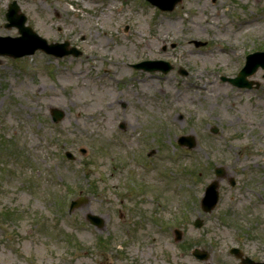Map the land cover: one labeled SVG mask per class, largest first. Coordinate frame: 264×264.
<instances>
[{
    "label": "rangeland",
    "instance_id": "obj_1",
    "mask_svg": "<svg viewBox=\"0 0 264 264\" xmlns=\"http://www.w3.org/2000/svg\"><path fill=\"white\" fill-rule=\"evenodd\" d=\"M13 1L37 34L83 54L0 55V264H240L232 247L264 261V69L251 89L221 80L264 51V0H182L170 12L146 0H0L3 37L20 35L5 26ZM147 60L175 69L133 67ZM216 167L220 200L205 213Z\"/></svg>",
    "mask_w": 264,
    "mask_h": 264
},
{
    "label": "water",
    "instance_id": "obj_2",
    "mask_svg": "<svg viewBox=\"0 0 264 264\" xmlns=\"http://www.w3.org/2000/svg\"><path fill=\"white\" fill-rule=\"evenodd\" d=\"M154 6H157L162 11H172L175 6L181 0H148ZM8 20L10 23L7 27L16 26L19 28L20 33L22 34L20 37L12 38V37H0V55H8L14 58L22 57L25 55H31L35 53L37 49H42L47 53L54 54L56 56H65L69 54H74L75 56L80 55L81 52L75 49H68L69 43L66 42L64 44H48L47 41L37 35L31 28L25 26L26 18L23 14H19V7L16 2L10 5L9 12L7 14ZM197 46L203 45L202 43L196 42ZM136 68H143L150 71L161 70L164 73H168L173 66L169 62L164 61H146L140 64L135 65ZM262 67L264 69V52H255L250 54L246 58V65L240 71L239 75L236 78H229L224 80H228L233 85L238 87H247L252 88L253 81L248 80V77L255 74V72ZM183 74L186 72L183 71ZM63 118V113L59 110H55L53 112V119L55 121H59ZM181 145H187L189 148H193L195 146V140L192 137H181L179 140ZM67 157L69 159H74L72 153L67 152ZM224 174V170L222 167L216 169L217 178H221ZM234 184V183H232ZM219 182L215 180L211 182L206 188L205 196L202 200V209L205 212H211L217 205L219 200ZM86 202V198H80L75 200L72 203V208L80 207L83 203ZM88 219L91 223L102 226L103 221L99 216L89 214ZM204 224L203 220L200 218L196 219L195 226L200 228ZM176 240H180L182 238V233L179 230H176ZM233 253L236 256L240 257L241 252L239 249H232ZM193 255L200 260H207L210 254L207 251L195 249L193 251ZM243 264H264V263H256L253 260L246 258Z\"/></svg>",
    "mask_w": 264,
    "mask_h": 264
},
{
    "label": "bare ground",
    "instance_id": "obj_3",
    "mask_svg": "<svg viewBox=\"0 0 264 264\" xmlns=\"http://www.w3.org/2000/svg\"><path fill=\"white\" fill-rule=\"evenodd\" d=\"M255 20L254 19H251V20H248L246 21V24H252ZM99 44L101 45L102 44V40H99ZM108 45V44H107ZM106 45V46H107ZM122 70L125 72V68H122ZM143 86L144 85H141L140 89L143 90ZM147 86V85H146ZM174 126H176L175 122L172 123Z\"/></svg>",
    "mask_w": 264,
    "mask_h": 264
}]
</instances>
